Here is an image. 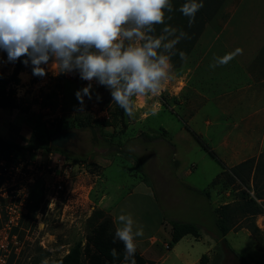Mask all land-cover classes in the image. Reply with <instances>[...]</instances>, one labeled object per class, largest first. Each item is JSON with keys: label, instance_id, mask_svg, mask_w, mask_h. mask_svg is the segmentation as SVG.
I'll return each instance as SVG.
<instances>
[{"label": "rangeland", "instance_id": "rangeland-1", "mask_svg": "<svg viewBox=\"0 0 264 264\" xmlns=\"http://www.w3.org/2000/svg\"><path fill=\"white\" fill-rule=\"evenodd\" d=\"M214 20L227 28L220 41H214V29L207 26L184 64H172L171 78L161 92L135 99L132 118L111 103L108 90L95 83L93 98L85 97L86 107L79 111L75 93L87 82L78 74L56 76L49 69L46 77L38 78L32 75L31 66L24 65L11 87L15 107L0 108V136L27 144L35 134L51 141L64 130L79 132L85 128L87 140L76 155L84 158L81 163H74L59 150L0 153V264H41L45 258L52 264L76 242H85L104 220L114 233L109 208L102 202L105 194L109 206L118 209L117 216L121 209L132 214L134 231L138 224L143 226L142 239L151 237L163 218L167 223L176 219L200 227L198 239L187 236L170 251V242L165 245L161 252L166 260L158 264H202L204 255L206 264H241L225 245L219 244L214 226L215 208L237 200V186L226 192L212 190L209 200L190 189H209L223 171L221 162L229 165L232 149L237 152L241 119L264 103L251 101L252 95L244 93L253 80L241 75L245 70L236 57L226 65L210 67L216 55L223 57L260 42L256 39L264 32V0H229ZM209 46H213L207 56L210 76L193 73ZM15 66L7 62V53L0 51V76L10 78ZM97 93L102 97L100 102ZM243 93L248 104L227 108ZM105 122L108 125L96 126ZM91 127L99 128L94 143L90 142ZM257 127L264 130V125ZM230 132L231 141L226 139ZM143 134L159 139L150 142ZM108 140L123 144L124 152L143 161V182L153 188L155 197L135 193L142 180L136 160L117 153L116 147L108 146ZM204 144L216 156L205 151ZM188 171L191 173L187 175ZM36 205L35 214L26 218ZM238 223V228L227 235V242L250 264H264V232L257 238L247 228V220Z\"/></svg>", "mask_w": 264, "mask_h": 264}, {"label": "clouds", "instance_id": "clouds-1", "mask_svg": "<svg viewBox=\"0 0 264 264\" xmlns=\"http://www.w3.org/2000/svg\"><path fill=\"white\" fill-rule=\"evenodd\" d=\"M203 0H185L178 11L195 22ZM172 0H0V51L7 62L17 61L38 78L78 74L86 86L77 90L79 111L85 97L93 98V84L109 91L111 103L126 116H135V99L158 95L171 78L173 57L186 60L177 45L187 38L182 29L166 23ZM131 25V27H129ZM163 26L159 34L156 26ZM128 42L127 45L125 42ZM243 49L215 59L210 67L226 65ZM102 97L97 93L96 100ZM113 242L124 245L123 264H137L136 239L143 226L133 228L131 213L116 217ZM113 260L120 254L111 249ZM41 264H49L47 258Z\"/></svg>", "mask_w": 264, "mask_h": 264}, {"label": "trees", "instance_id": "trees-1", "mask_svg": "<svg viewBox=\"0 0 264 264\" xmlns=\"http://www.w3.org/2000/svg\"><path fill=\"white\" fill-rule=\"evenodd\" d=\"M227 2L228 0H203V8L197 12L195 22L189 26L188 18L178 11L180 6L185 3V0H172L173 11L168 13L172 19L170 21L166 20V23L182 29L187 33V38L177 45L178 50L186 53V59L192 53L196 44L202 37L206 26L218 16L226 6ZM162 27L163 26L160 25L156 26L155 34H159ZM184 61L185 60H181L179 55H177L172 58L171 63L173 65L182 66ZM23 68L24 64L22 63V60L17 61L10 78L6 79L0 76V108L8 109L15 107L16 98L11 87L18 81V76L23 71ZM105 124L106 122L102 124L96 123V126L100 127ZM142 136L150 142L159 139V137H152L148 134H143ZM51 142L52 140H45L43 136L38 134H35L27 144L7 141L0 136V153L6 155L13 152L25 154L36 150H44L46 152L59 150L60 152L67 154L64 150L51 146ZM107 143L108 146L116 147L117 153H124L127 156L129 155L133 157L136 160L137 172L142 175V180L145 181L146 173L144 171L143 161L137 156L124 152L123 144L114 143L112 140H108ZM203 148L212 156H216L215 153L210 150L208 145L204 144ZM67 156L68 159L73 160L74 163H81L84 161V158L81 156L69 154H67ZM221 164L223 166V171L213 179L209 189L204 191L197 189L190 190L209 200L211 198L212 190L220 189L221 191L226 192L232 187L234 188L237 186L238 192H240L237 200L215 208L214 212L216 218L214 226L219 244L222 243L225 245L226 248L237 257L241 264H250L243 255L232 248L227 242L226 237L231 231L238 228V222L241 219L247 220V228L253 235L257 238L261 235L262 231L256 225V216L264 213V202L262 204L257 202L258 199H263L260 190H258L257 184L258 173H260L261 167L260 164L255 167L254 159H249L244 163L229 169L223 162H221ZM38 206L39 205H36L35 209H31L29 211L30 213L26 215V218L33 216L38 210ZM96 213L103 216L101 210H96ZM168 222L172 227V239L168 244L167 250H172L176 244L187 236H193L197 239L200 237L201 230L197 224L179 220H169ZM113 239L114 233L110 231V224L104 220L90 235L86 237L85 242H76L66 255L54 259L52 264H123L124 245L119 241L114 243ZM113 248H115L120 254L118 260H113V257L110 254L111 249ZM135 259L137 264H156V262L145 258L138 248ZM206 259L207 256L204 255L201 259V263L206 264Z\"/></svg>", "mask_w": 264, "mask_h": 264}, {"label": "crops", "instance_id": "crops-1", "mask_svg": "<svg viewBox=\"0 0 264 264\" xmlns=\"http://www.w3.org/2000/svg\"><path fill=\"white\" fill-rule=\"evenodd\" d=\"M227 4L225 7H227ZM207 26H209L211 29L212 28L214 29L213 30L214 32L212 33L214 35V41H220V39L224 36L227 30L226 25L224 26L222 22L220 23L215 20L209 23ZM257 37L259 38L256 40H260V42L253 44L252 46H250L249 49H246L244 47L243 54L237 55L236 58L239 60L237 62H240V66H242L243 69L245 70L241 75L243 77L251 78L253 80L252 83L249 82L248 85L245 87L244 90L246 89L248 90L244 91V93H249L247 95H252L250 97L251 101L256 100L262 102L264 100V32L258 33ZM212 47L213 46H209L207 47V49L204 50V54H202V58L198 60L197 67L193 73L200 72L201 76H205V75L210 76L209 73L207 72L208 71L207 65H209L207 63V56L212 51ZM215 57L219 58L218 55H216ZM253 84L255 85L251 86ZM244 93L242 97L239 98L238 102L237 101L235 102V104L229 102L227 104V108L229 107L234 108L237 105L248 104L249 103V101H247L248 98L245 97ZM200 95H202V93H200ZM253 105L254 103L249 104V106L253 108L257 107L255 111L243 117L240 121V124L237 126L236 139L238 140V149L237 152L234 151L235 149H232L231 154L229 155L230 164L229 165L225 164V166L227 168H232L241 163H244L249 159L255 160V164H254L255 167H257L260 164L261 170L260 173H258L257 184H258V190H260L263 199H258L257 202L259 204H262L264 202V130L262 131L259 130L257 126H259L260 124L264 125V103L261 105L258 104L256 107ZM194 120L195 117L190 118L191 122H193ZM231 135L232 134L230 132L226 139L230 140ZM185 173L188 175L191 172L188 171ZM177 177H179L178 172H177ZM137 188L139 189V191L136 192L134 190L135 193L142 192L149 197H155L153 188L148 183L143 182V180L141 179H139L138 181ZM134 191L132 192V194L134 193ZM107 199H108V195L105 194L102 202L104 203L105 208H109L108 212L112 216L113 224L116 227L115 221H116L118 209L116 208V206L115 207L109 206V204L107 203ZM228 203L231 202L227 201L224 202L223 204H228ZM171 220H176V219H171ZM159 224L160 225L159 227H157L156 232L148 239L147 238L142 239L140 237L136 239L137 248L140 250V252L144 255L145 258L156 262V264L162 263L166 260L161 250L162 248H166L165 245H167L172 239V227L169 223L166 222L165 218L161 219ZM256 225L262 232H264V213L256 216ZM157 243H159V245L156 246Z\"/></svg>", "mask_w": 264, "mask_h": 264}, {"label": "flooded vegetation", "instance_id": "flooded-vegetation-1", "mask_svg": "<svg viewBox=\"0 0 264 264\" xmlns=\"http://www.w3.org/2000/svg\"><path fill=\"white\" fill-rule=\"evenodd\" d=\"M64 131H71V130H64ZM62 131V132H64ZM86 129H82L79 132H76L77 134L74 136L73 139H71L66 144V149L64 151L69 155H77V152L81 150L80 145H83V143L86 142L87 138L85 135ZM90 142L94 143V138H90Z\"/></svg>", "mask_w": 264, "mask_h": 264}, {"label": "water", "instance_id": "water-1", "mask_svg": "<svg viewBox=\"0 0 264 264\" xmlns=\"http://www.w3.org/2000/svg\"><path fill=\"white\" fill-rule=\"evenodd\" d=\"M92 134H93V138L94 141H96V133L97 131H99V128H91L90 129ZM77 133L75 131H64L59 133L57 136H55V138L52 140L51 142V146L56 147L58 149L64 150L66 149V144L74 138V136Z\"/></svg>", "mask_w": 264, "mask_h": 264}, {"label": "built area", "instance_id": "built-area-1", "mask_svg": "<svg viewBox=\"0 0 264 264\" xmlns=\"http://www.w3.org/2000/svg\"><path fill=\"white\" fill-rule=\"evenodd\" d=\"M59 189H62V186L60 185V182H59ZM16 207H17V205H16ZM10 211L17 212V210H14L13 208H10ZM16 219H18V217H16ZM11 221H13V220H11Z\"/></svg>", "mask_w": 264, "mask_h": 264}]
</instances>
